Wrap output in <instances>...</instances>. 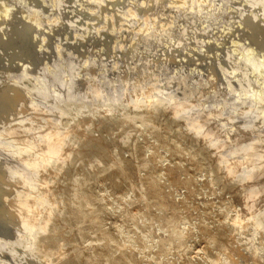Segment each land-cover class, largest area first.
Masks as SVG:
<instances>
[{"label": "rangeland", "instance_id": "1", "mask_svg": "<svg viewBox=\"0 0 264 264\" xmlns=\"http://www.w3.org/2000/svg\"><path fill=\"white\" fill-rule=\"evenodd\" d=\"M3 10L12 19L0 27V100L10 98L4 121L10 120L13 113L19 114L21 121L0 139V172H7L0 190V214H10L13 197L33 192L42 175L58 170L55 159L46 165L40 161L47 145L63 141L64 150L78 154L95 134H100L98 143H113L117 135H108L103 123L114 130L122 118L134 114L133 126L141 129L147 106L159 111L166 96H170L168 108L175 111L169 123L173 127L185 117L184 112L176 109L190 92L187 109L207 115V128L219 140L216 146L204 151V164L218 159L211 168L213 179L220 169H227L226 180L240 184L243 181L242 187L247 189L251 222L246 229L238 222L230 224V236L236 243L247 232L254 238L264 236V45L258 41L262 31L264 35V0L253 9L245 0H7L0 2V12ZM249 16L257 18L262 31L253 32L246 22ZM78 21L82 29L77 27ZM27 26L32 29L26 48L18 51L21 35L17 31ZM4 55L5 59L1 57ZM94 61L98 65L91 67ZM148 61L151 63L145 66ZM126 69L134 81L123 88L118 102L105 106L102 94L90 105L76 98V93L92 82L101 90L107 89L112 75L119 76ZM69 70L76 74L65 83L66 90L56 107L58 118L51 123L54 136L46 145L47 115L41 114L33 127H26L28 116L43 99L55 97ZM45 79L49 84L39 92ZM144 79L150 80L156 95L127 102L126 95L133 92L135 81ZM177 79L182 80L179 85L175 84ZM245 82L248 84L244 85ZM16 87L25 95L20 102L11 94ZM83 125L86 132L83 142L78 144L79 134L75 130ZM256 130L259 133L254 136ZM169 131L170 128L161 130ZM132 134V130L125 129L118 135V152L125 149ZM148 138L150 135L140 142V150L145 149ZM250 138L253 142L245 148ZM26 139H30L31 149L18 157L17 147ZM175 140L179 144L185 142L183 137ZM207 140L206 135L197 137L192 146L201 147ZM14 157L19 161L10 164L7 159ZM32 157L36 162L30 165ZM78 167L80 164L72 161L64 171L60 168L57 177L63 180ZM80 178L78 175V181ZM103 195L110 192L105 190ZM117 205L108 208V215H118ZM69 214L65 211L62 217ZM9 222L12 230L1 241L0 264H44L45 254L36 244L32 246L44 229L23 228L17 214H11ZM104 227L112 229L115 224L110 221ZM122 228L128 230L126 226L117 229ZM98 244L101 247L103 243ZM191 244L188 254L207 264L205 243L195 240ZM251 248L264 264V243L258 245L255 241ZM135 253L142 255L139 249ZM244 263L230 258L224 264Z\"/></svg>", "mask_w": 264, "mask_h": 264}, {"label": "bare ground", "instance_id": "2", "mask_svg": "<svg viewBox=\"0 0 264 264\" xmlns=\"http://www.w3.org/2000/svg\"><path fill=\"white\" fill-rule=\"evenodd\" d=\"M245 1L253 9L263 0ZM11 19L7 10L0 12V27ZM246 22L254 33L262 31L255 16H249ZM77 24L82 29L80 21ZM31 29V26H27L17 31L21 35L18 51L26 48ZM258 41L261 46L264 45L263 31ZM1 57L5 59V55ZM150 63L146 62L145 66ZM97 65V61H94L91 67ZM75 74L74 70H69L55 97H46L30 111L26 127H33L41 114L47 115L44 122L46 145L54 136L51 123L58 118L56 107L66 90L65 83H69ZM133 81V75L126 69L119 76L112 75L107 89L101 90L92 82L86 89H79L76 98L90 105L98 94H102L104 105L110 106L121 99L123 88ZM181 82V79H177L175 84ZM48 84L49 80L45 79L39 92ZM135 84L133 92L126 95L127 102H135L144 96L150 99L156 95L149 79L135 81ZM11 94L17 102L25 99L18 87ZM189 95L190 92L185 94L176 109L184 112L185 117L173 127H169V123L175 111L168 108L170 96H166L159 111H152L147 106L141 129L133 126L134 114L122 118L114 130L103 123L108 135H117L113 143H98L100 134H95L78 154L64 150L63 141L47 145L46 152L40 158L42 165L55 159L56 166L60 167L55 172L52 170L42 175L38 188L33 192H24L11 199L10 214H0V245L3 237L12 230L9 222L11 214H17L23 228L41 226L44 229L39 241L32 242L33 247L36 244L45 254L44 264H202L197 260L198 256L195 259L188 254L195 240L205 243L207 264H224L230 258L243 260L244 264H261L251 246L255 241L263 245L264 236L254 238L247 232L242 241L236 243L229 234L230 224L238 222L246 229L248 221L251 222L247 189L242 187L243 181L240 184L226 180L227 169H220L213 179L211 168L218 159H210L208 164H204L203 154L216 146L219 140L217 134L207 128V115L187 109ZM9 99L2 97L0 100V139L21 121L17 113L4 121ZM164 114L167 115L165 120L157 123ZM244 124L245 121L242 122ZM164 128H170V131L162 133ZM125 129L132 130L133 134L126 141L125 149L118 152V135ZM75 131H78L77 143L80 144L86 126ZM258 133L259 130H256L254 136ZM149 135L150 138L145 140V149L140 150V142ZM203 135L208 137L207 142L201 147H193V141ZM179 137H183L185 142L179 144L175 140ZM30 142V139H26L19 143L18 157L31 149ZM252 142L253 138H250L245 148ZM7 160L10 164L19 161L17 157ZM72 161H77L80 167L72 170L63 180L57 177L60 168L64 171ZM35 162L36 158L32 157L30 165ZM78 175L81 176L79 181ZM6 177L7 172L2 170L0 190ZM39 190L43 192L39 193ZM105 190L110 195H103ZM101 202L104 204L101 205ZM113 204H118L117 216L108 215V208H112ZM257 206L260 208L261 202ZM65 211L70 212L67 218L62 217ZM110 221L115 227L106 230L104 225ZM125 226L128 230L117 229ZM254 226L257 227V224L254 223ZM98 243L103 244L99 247ZM137 249L142 251L141 256L136 255Z\"/></svg>", "mask_w": 264, "mask_h": 264}]
</instances>
